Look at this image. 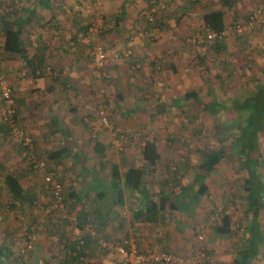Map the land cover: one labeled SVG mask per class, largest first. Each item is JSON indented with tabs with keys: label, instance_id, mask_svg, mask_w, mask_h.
I'll list each match as a JSON object with an SVG mask.
<instances>
[{
	"label": "rangeland",
	"instance_id": "374dc122",
	"mask_svg": "<svg viewBox=\"0 0 264 264\" xmlns=\"http://www.w3.org/2000/svg\"><path fill=\"white\" fill-rule=\"evenodd\" d=\"M188 1L197 3L190 19L180 17L169 0H56L50 8L36 0H0V17L27 20L20 23L23 40L31 57L36 54L44 61L33 74L34 64L23 68L20 60L3 54L0 18V164H4L0 180L9 172L22 175L26 191L35 197L33 207L15 206L0 181V247L8 257L4 264H57L63 256L61 235L69 240L82 236L74 220L79 206L68 199L70 191L92 194L108 184L110 163H117L122 173L130 165L140 166L147 141L157 144L161 162L143 191L152 195L163 190L169 195L172 188L178 192L182 187L191 194L202 161L197 150H211L228 139L229 133L218 128L240 116L233 101H242L264 86V0L224 8L227 26L222 41L227 49L220 54L210 44L191 43L204 34L202 16L221 8L220 0L180 3ZM121 4L127 16L115 27ZM152 8L157 28L147 38L143 32L150 29L147 15ZM99 46L107 59L96 65ZM198 56L206 61L201 63ZM4 83L13 91L16 127L33 140L32 151L23 150L4 121ZM190 91L198 97L184 100ZM214 102L225 104L226 110L211 109ZM102 105L107 125L99 117ZM47 127L53 131L51 138H44ZM96 143L106 147L102 163L94 150ZM259 143L264 161V135ZM65 147L80 161L70 156L58 165L47 161L46 152ZM226 151L227 158L206 176L209 192L193 204L203 205L193 217L169 212L164 223L136 222L133 211L142 209L144 199L126 192L110 212L105 232L93 235L98 240L88 264H132L116 249L123 240L132 242L140 253L179 256L182 264H234L244 229L239 205L245 186L238 158L229 148ZM29 158L44 166L32 168ZM52 175L63 187L61 211L52 206L47 180ZM212 205H221L220 212L212 213ZM223 212L231 216L235 231L225 238L212 230ZM260 249L262 256L255 264H264V242Z\"/></svg>",
	"mask_w": 264,
	"mask_h": 264
},
{
	"label": "trees",
	"instance_id": "16d2710c",
	"mask_svg": "<svg viewBox=\"0 0 264 264\" xmlns=\"http://www.w3.org/2000/svg\"><path fill=\"white\" fill-rule=\"evenodd\" d=\"M54 1L56 0H36L37 3L46 8H50ZM221 4L223 7L230 6L228 0H222ZM121 12L120 17L116 18L115 27H118L121 19L127 16L124 5ZM0 18L4 36L1 48L3 54L11 59L20 60L23 68L34 64L33 74L35 70H41L44 62L43 58L36 54L31 57L23 40V25L20 23L27 20H22L23 18L21 19V17H13L12 19L8 15H2ZM202 22L204 34L207 32L221 34L226 31L225 13L222 10H215L205 14L202 17ZM153 27L157 28L155 21L153 25H149L150 29ZM209 44L210 48L217 54L226 50V45H224L222 40L206 42L196 46ZM198 59L201 63L206 61L203 56H198ZM197 97L196 92L190 91L184 96V100H193ZM233 104L234 110L240 116H237L232 124H225L218 128L219 131H227L229 133V137L226 139L229 145L226 147V140L223 139L219 146L211 150H197L202 161L198 167L191 194L182 187H180L178 192H174L173 189L175 187L172 188V193L169 195L163 190L152 195L143 191V184L146 179L149 175L156 173L157 167L161 162V155L154 141L145 142L141 152L142 164L140 166L130 165L122 173L117 163H110V182L108 184H101V188L95 189L92 194H80L75 189H72L68 199L72 205L79 206V213L74 220L76 228L82 233V236L75 240H69L64 237L65 235H61L59 241L63 249V256L57 264H88L90 253L95 249L98 240L93 235L98 236L105 232L107 223L112 218L110 212L114 210V205L116 206L121 202V197L126 192L138 194L144 199L142 209L133 211V218L136 222L151 225L164 223L169 212H179L193 217L195 214L193 204L201 201L209 190L205 183V178L214 173L220 163L227 158V148L238 158L245 186V196L242 204L245 207L243 220L246 225L242 232V239L237 242L238 244L235 247L234 264H255L259 261L262 256L260 247L264 242V231L260 221L261 212L264 211V161L262 160L259 143L260 136L264 135V86L255 91V93L243 98L242 101L235 99ZM210 108L213 110H226L227 107H225V104L214 102ZM14 118L16 119V117ZM2 130L8 133V128ZM23 150L27 151L28 149L24 148ZM94 150L100 156V162L102 163L106 147L101 143H96ZM71 152L69 147L49 152L47 161L58 165L71 156L79 162L80 157L72 155ZM22 178V175L9 173L2 179V183L11 195L15 206L19 204L33 207L35 197L23 188ZM90 197H92V200L87 206L88 204L86 205V203ZM218 222L215 223L212 229L216 236L225 238L235 234L230 215L223 212ZM123 243L124 240L118 243L117 246L123 245ZM6 255L3 247H0V264H4V261L8 258ZM53 259L57 258L53 257Z\"/></svg>",
	"mask_w": 264,
	"mask_h": 264
},
{
	"label": "built area",
	"instance_id": "2783aa9c",
	"mask_svg": "<svg viewBox=\"0 0 264 264\" xmlns=\"http://www.w3.org/2000/svg\"><path fill=\"white\" fill-rule=\"evenodd\" d=\"M155 8H152L149 15L147 16V21L149 25L154 23ZM155 27L145 30L144 36L147 38H152L155 34ZM226 35V31L221 34H216L213 32H207L206 34L199 35L191 39V43L194 45H202L206 42H213L216 40H223ZM107 59V53L102 46H99L95 50L94 61L96 65H100L105 62ZM3 102L6 106L7 112L4 118L6 125L12 130L13 134L18 138L20 144H22L26 149L32 151L34 147L33 140L29 136H25L21 128L16 127L15 118H14V99L13 91L11 86L8 83L3 84ZM106 106L102 105L99 110V117L101 121L107 125L106 117ZM30 165L34 169H41L44 166L43 162L36 161L35 159L29 158ZM51 182V191L53 196L52 206L54 210L61 211L64 209V198H63V187L61 183L55 179L52 175L47 179ZM219 220V219H218ZM112 246V245H109ZM29 249L31 246L28 247ZM118 254L122 255L125 258V262H131L132 264H182L183 260L179 256H171L166 253H140L137 252L136 247L132 242L124 241L123 245L116 247ZM201 259L205 260V255L200 254Z\"/></svg>",
	"mask_w": 264,
	"mask_h": 264
},
{
	"label": "crops",
	"instance_id": "0c3cea01",
	"mask_svg": "<svg viewBox=\"0 0 264 264\" xmlns=\"http://www.w3.org/2000/svg\"><path fill=\"white\" fill-rule=\"evenodd\" d=\"M221 1L222 0H220V4H221ZM228 2L230 3V6H227V7H223L222 6V4L220 5V7L222 8H218V10H222L224 13H225V11H224V8H237V6L240 4V3H242L243 5L244 4H246V0H228ZM169 4H171V7H176L177 8V12H178V14L180 15V17H183L182 15H184V17L185 18H188V19H190L188 16H191L192 15V11H193V7H195L196 6V2H193V1H188V3L187 2H182V3H180V0H169ZM175 4H177V5H175ZM122 7H123V4H121L120 5V8H121V11H122ZM120 14H122V12H120ZM245 14V13H244ZM204 16V15H203ZM202 16V17H203ZM121 22V21H120ZM225 24H227V22H226V19H225ZM120 25H121V23H120ZM202 26H203V22H202ZM227 26V25H226ZM203 28V27H202ZM81 30L82 31H84L82 28H81ZM227 49V48H226ZM172 69H177V66H175V65H173V67H172ZM187 94V93H186ZM186 94H184V96L186 95ZM47 111H48V113L49 114H52V109L50 108V107H48L47 108ZM45 112V111H44ZM51 121L53 122V124H54V126H56V124H58V123H56V119H55V117H53L52 119H51ZM50 121V122H51ZM50 122H49V127H50ZM49 127H47L48 129H46L45 130V133H44V138H51V136H52V134H53V131H50V128ZM48 153L49 152H46V156L48 155ZM71 154H72V152H71ZM44 155H45V153H44ZM73 155V154H72ZM71 157V156H70ZM0 165H2V166H4V164L3 163H1ZM3 169L4 168H1L0 167V173H1V171H3ZM9 173H11V172H9ZM8 173V174H9ZM7 175V174H6ZM1 181V184L3 185V183H2V180H0ZM22 186H23V188L25 189V187H24V185H23V182H22ZM208 186V185H207ZM3 187L5 188V186L3 185ZM243 188H244V185L242 186ZM26 190V189H25ZM209 192V191H208ZM208 194V193H207ZM0 198H1V195H0ZM0 201H1V199H0ZM1 203V202H0ZM220 206L221 205H212V207H211V212L212 213H214V212H220V211H218V209L220 208ZM240 206V210H241V214H242V216H243V213H244V211H245V207H244V205H239ZM193 207L195 208V211H197V209L199 208H202L203 207V205H193ZM263 215H264V211H262L261 212V215H260V221H261V224H262V220H263ZM243 219H244V217H243ZM244 223V226L246 225V223L245 222H243ZM6 257H7V255H6Z\"/></svg>",
	"mask_w": 264,
	"mask_h": 264
}]
</instances>
